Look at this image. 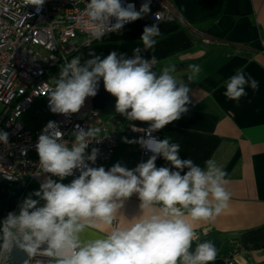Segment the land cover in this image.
I'll return each instance as SVG.
<instances>
[{
    "label": "clouds",
    "instance_id": "clouds-1",
    "mask_svg": "<svg viewBox=\"0 0 264 264\" xmlns=\"http://www.w3.org/2000/svg\"><path fill=\"white\" fill-rule=\"evenodd\" d=\"M45 0H31L40 7ZM88 17L97 31L92 38L100 39L106 30L120 33L128 22L142 19L150 12V0L139 11L134 4L121 0H88ZM115 18V23H111ZM159 13L156 19L159 20ZM107 26V27H106ZM161 36L157 24L146 26L140 37L143 49L154 50ZM140 47L133 58L118 57L110 52L101 59L94 52L81 64L74 56L62 64L59 76L45 94L50 111L70 116L84 106L86 98L95 97L102 80L107 93L116 98L115 111L129 121L148 124L145 136L136 141L152 155L146 162L129 170L115 164L108 170L95 164L99 149L90 155L85 150L100 135L101 129L76 127L74 143L63 140L64 133L55 121L42 129L35 145L40 171L50 174L38 191L30 193L20 205L19 214L10 212L0 226V250L19 247L28 257L42 255L48 264H212L217 257L215 244L206 240L191 251L198 239L194 224L212 222L229 207L231 193L227 173L214 159L202 168L192 159L182 160L181 146L170 138L159 140L152 135L166 125L178 121L189 112L191 89L178 83L172 74L175 64L169 60L157 75L153 71L156 57L142 58ZM194 81L201 71L198 64L188 65ZM225 97L239 102L247 96L246 87L259 90V81L239 68L224 82ZM134 127V125H133ZM8 133L0 132V142L8 143ZM162 157L169 166L157 167ZM184 169L186 172L181 174ZM79 171L69 184L63 181ZM11 179V177H9ZM138 194L142 214L128 219L122 227L117 217L125 201ZM35 197V199L33 198ZM41 201L43 205L41 206ZM101 226L103 230H101ZM95 230L88 235V230ZM28 264V261L25 262Z\"/></svg>",
    "mask_w": 264,
    "mask_h": 264
},
{
    "label": "crops",
    "instance_id": "crops-1",
    "mask_svg": "<svg viewBox=\"0 0 264 264\" xmlns=\"http://www.w3.org/2000/svg\"><path fill=\"white\" fill-rule=\"evenodd\" d=\"M169 1L179 20L157 24L161 36L156 38L158 43L154 50L143 49L140 41L143 29L154 23L142 18L123 27L120 33L103 36L80 52L81 64L92 58L89 52L101 59L112 51L117 52L118 57L133 58L136 47H140L142 58L156 57L153 71L157 75L167 61L175 64L176 71L172 74L178 83L191 89L189 112L157 133L162 140L170 138V142L180 144L182 160L190 158L204 168L206 160L214 159L227 173L226 188L231 193L229 207L214 221L194 224L198 239L193 241L191 251L198 243L210 240L218 252L212 264H224L231 244L238 243L239 264H264V0ZM190 64L201 66L199 75L191 82L188 80L192 74L188 69ZM242 67L259 81V90L253 92L246 87L247 96L239 102L228 100L224 95V82ZM115 104L116 98L105 91L101 80L97 95L86 98L80 119L108 122L109 130L116 134H122L128 124L149 126L127 120L115 111ZM93 111H97L100 118H92ZM146 161L141 160L136 143L125 142L117 149L109 167L120 163L132 170ZM156 165L170 167L162 157L157 158ZM47 176L46 173L39 175L38 189ZM51 178L64 184L72 181ZM140 203L138 194L125 201L117 217L122 227L127 226L128 219L142 214ZM10 212L16 213L15 204L0 209V226ZM94 233V229L88 230V235ZM27 258L19 247H11L12 264H25Z\"/></svg>",
    "mask_w": 264,
    "mask_h": 264
},
{
    "label": "built area",
    "instance_id": "built-area-1",
    "mask_svg": "<svg viewBox=\"0 0 264 264\" xmlns=\"http://www.w3.org/2000/svg\"><path fill=\"white\" fill-rule=\"evenodd\" d=\"M121 2L124 5L134 4L139 11L147 0ZM87 3L88 0H45L38 11L31 0H0V132H7L9 137L7 144L0 142V185L10 187L9 190L16 187L21 189L16 209L39 179L36 175L40 171L39 156L35 145L48 122L33 130L20 122L38 100L46 99V109L51 114L49 121L59 124L64 133L63 140L69 146L74 143L73 133L77 126L85 130L92 127L101 129L97 139L90 142L85 150V154L90 155L93 148L99 149L96 162L94 165L89 163L90 167L110 169L109 164L122 143L145 136L142 129L146 128L133 127V124H128L122 134H116L109 130L108 122L81 120V109L70 116L50 111L45 94L58 78L61 65L70 62L74 56L99 40L91 36L98 29L88 17ZM157 13L159 20L156 19ZM143 18L154 24L179 20L169 0H150V12ZM115 22V18H111V23ZM134 22L126 23L124 27ZM109 33L112 31L106 30L101 38ZM90 115L100 118L97 111ZM152 135L162 140L157 132ZM136 144L141 151L142 161L152 155ZM78 176L79 171L74 170V175L66 179L73 180ZM238 252V243H232L224 256V264H239ZM27 261L28 264H48L49 258L38 254L28 257ZM0 264H12L11 248L2 250Z\"/></svg>",
    "mask_w": 264,
    "mask_h": 264
},
{
    "label": "rangeland",
    "instance_id": "rangeland-1",
    "mask_svg": "<svg viewBox=\"0 0 264 264\" xmlns=\"http://www.w3.org/2000/svg\"><path fill=\"white\" fill-rule=\"evenodd\" d=\"M51 119L50 112L46 109V99L42 98L38 100L29 110L25 113L20 122L27 129H38L43 127ZM10 189V187H8ZM28 196V195H27ZM26 198V197H25ZM20 199V198H19ZM15 203L17 206L18 201ZM23 203V202H22ZM21 203V204H22ZM20 206L16 209V213L19 214Z\"/></svg>",
    "mask_w": 264,
    "mask_h": 264
},
{
    "label": "trees",
    "instance_id": "trees-1",
    "mask_svg": "<svg viewBox=\"0 0 264 264\" xmlns=\"http://www.w3.org/2000/svg\"><path fill=\"white\" fill-rule=\"evenodd\" d=\"M39 189L37 188L36 184H33L27 195L30 193H33L34 191H38ZM21 189L16 187L13 188L12 190H9L3 185H0V209H7L9 208L12 204H15L17 200L19 199V196L21 195ZM27 195L25 197H27ZM35 199V197H33ZM42 202V201H41Z\"/></svg>",
    "mask_w": 264,
    "mask_h": 264
}]
</instances>
